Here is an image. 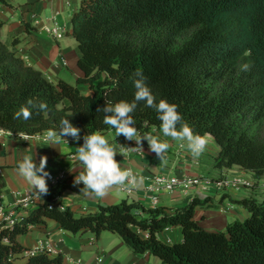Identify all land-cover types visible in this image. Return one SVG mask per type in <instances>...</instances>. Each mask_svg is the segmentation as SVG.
<instances>
[{"label":"trees","instance_id":"obj_1","mask_svg":"<svg viewBox=\"0 0 264 264\" xmlns=\"http://www.w3.org/2000/svg\"><path fill=\"white\" fill-rule=\"evenodd\" d=\"M3 26L0 20V129L58 132L61 120L69 119L80 128L83 144L84 135L110 128L97 108L106 101H134L139 70L156 103L175 104L194 133L214 137L220 147L216 168L237 165L256 178L264 175V0H81L69 35L78 42L83 76L77 82L89 84L91 96L29 66L3 42ZM244 64L248 71L241 70ZM22 107L32 111L30 119L14 118ZM131 116L140 132L161 125L144 101L137 102ZM68 186L64 181L48 184L43 205L12 227L0 222V264H16L15 255L26 250L18 237L48 219L74 235L115 233L135 254L149 253L162 264H264V200L235 201L250 215L226 230L210 231L195 217L196 207L205 204L199 198L172 215L127 200L76 215L56 202ZM177 226L182 241L168 244L158 238ZM26 264H63V256L43 251Z\"/></svg>","mask_w":264,"mask_h":264},{"label":"crops","instance_id":"obj_2","mask_svg":"<svg viewBox=\"0 0 264 264\" xmlns=\"http://www.w3.org/2000/svg\"><path fill=\"white\" fill-rule=\"evenodd\" d=\"M9 5L0 3V20L4 22L1 38L11 49H15L25 62L41 71L51 81L64 80L75 85L82 94H93L89 84L78 83L83 76L78 66V42L69 34L73 29V15L80 0H5ZM59 23L65 36L54 39L43 31V26ZM138 133L159 137L167 141L169 148L163 160L149 150L146 140L142 141L143 152L129 151L126 147H136L135 141L116 136L115 129L102 133L110 145L118 152L116 160L124 168H131L143 178L139 189L128 192L126 189H113L105 198L85 195L83 184H74L75 176L83 171V165L75 158L81 139L64 137L59 143L49 146L42 138L25 139L20 134L2 132L0 129V200L4 214H11L17 221L28 216L33 210L43 205L46 195L38 198L31 186L18 174V164L25 156H34L38 164L41 156L47 157L46 171L56 181H64L69 186L57 197L61 207H70L76 215L96 213L101 206L119 203L123 200L138 203L146 209L164 208L169 215L178 207L186 206L195 197L189 193L175 191L161 192L154 204L147 188L153 184L157 175L204 176L219 178L227 175L236 180L233 187L213 196H201L205 204L197 206L195 217L210 230H226L235 220H243L250 215L247 208L235 201L253 198L261 203L264 200V175L256 178L251 171L240 166L216 168L215 158L220 147L211 134H207L208 144L199 158H193L186 142L175 141L165 137L160 127L151 126ZM124 146V147H122ZM71 170V171H70ZM48 184H52L47 179ZM54 185V184H52ZM0 213V221L3 218ZM142 214V218H146ZM158 238L168 244L180 242L183 233L180 226L168 228L157 234ZM25 251L15 255L16 264H26L33 253L47 251L52 257L62 255L63 264H162L157 256L149 253L135 254L123 241L112 232L104 231L99 238L91 230H84L74 235L63 230L51 219L45 223L30 227L27 234L18 237Z\"/></svg>","mask_w":264,"mask_h":264},{"label":"clouds","instance_id":"obj_3","mask_svg":"<svg viewBox=\"0 0 264 264\" xmlns=\"http://www.w3.org/2000/svg\"><path fill=\"white\" fill-rule=\"evenodd\" d=\"M249 67L248 64H244L241 66V70L248 71ZM134 75L138 77L134 80L136 88L134 101L129 103L122 100L115 104L106 101L104 107L96 110L104 113L103 123L114 128L116 136L123 135L126 140L135 141L136 147H126L129 151L144 153L142 141L146 140L149 150L154 152L160 160H163L169 148V143L161 141L159 137L150 134L141 136L131 116L137 106V102L144 101L148 107L155 109L158 113L163 135L182 142V147L184 142H186L187 149L193 158H199L207 147V136L194 133L189 124L182 122V116L177 111L175 104H170L163 99L156 103L143 74L137 70ZM89 95L91 96V94ZM28 103L32 107H38L40 110H46L47 108V105L43 103L39 105L34 104L32 101ZM31 116L32 111L28 107H22L15 113L14 118L19 119L22 117L27 120ZM80 131V128L73 126L69 119H63L60 122L59 131H47L45 139L49 146L59 143V140L61 138L64 139L66 136H71L73 140L79 141L81 139ZM117 153L116 149L110 145L108 139L99 132L84 135L83 144L78 147L75 157L83 165V171L78 176H75L74 184L79 185L82 183L83 188L81 191L85 195L94 196L95 198H105L113 189H126L128 192L133 189H139L143 178L137 176L131 168L122 167L115 158ZM35 155L25 156L19 162L17 170L19 176L31 186L37 197L42 199L49 192L47 179L50 178V173L45 170L47 157L41 156L37 164ZM161 182L163 183V181ZM175 183L176 181L172 180L167 184V187L171 189Z\"/></svg>","mask_w":264,"mask_h":264},{"label":"built area","instance_id":"obj_4","mask_svg":"<svg viewBox=\"0 0 264 264\" xmlns=\"http://www.w3.org/2000/svg\"><path fill=\"white\" fill-rule=\"evenodd\" d=\"M43 31L53 37L54 39L60 40L65 36L63 28L57 22H53L51 25L43 26ZM2 130V129H1ZM2 132H7L2 130ZM10 133V132H8ZM46 133H37L35 135H29L26 133H19L23 138H42L45 139ZM13 134V133H12ZM65 139V138H64ZM61 138L60 140H64ZM46 140V139H45ZM1 170H0V185H1ZM52 184H57L59 181H56L53 176L50 175L48 178ZM172 180H175L176 183L172 185L171 189L167 187V184ZM163 181V183L161 182ZM236 183V180L230 176L223 175L219 178H210L204 176H178V175H157L154 177L153 184L147 188L148 195L152 199L153 203L156 204L158 200V194L161 192L173 193L177 190L189 193L195 197V199L201 196H213L222 191H227L229 188L233 187ZM4 206L0 200V213H3ZM142 214V213H141ZM5 221L6 225L9 227L14 226L17 223V220L11 215H6L3 213V218L0 222ZM33 253L32 255H35ZM31 255V256H32Z\"/></svg>","mask_w":264,"mask_h":264},{"label":"rangeland","instance_id":"obj_5","mask_svg":"<svg viewBox=\"0 0 264 264\" xmlns=\"http://www.w3.org/2000/svg\"><path fill=\"white\" fill-rule=\"evenodd\" d=\"M81 1V0H80ZM208 230H210V229H208ZM210 231H219V230H210Z\"/></svg>","mask_w":264,"mask_h":264}]
</instances>
